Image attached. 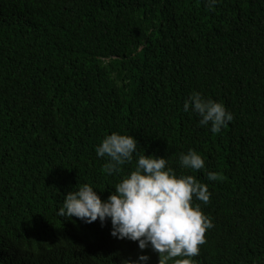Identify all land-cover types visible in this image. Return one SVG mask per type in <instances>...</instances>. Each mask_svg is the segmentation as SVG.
<instances>
[{
  "label": "trees",
  "instance_id": "1",
  "mask_svg": "<svg viewBox=\"0 0 264 264\" xmlns=\"http://www.w3.org/2000/svg\"><path fill=\"white\" fill-rule=\"evenodd\" d=\"M193 91L233 120L198 126ZM112 132L208 186L195 264H264V0H0V264L137 259L109 246L110 220L57 214L77 184L103 200L133 167L108 175L97 157ZM190 148L204 169L179 166Z\"/></svg>",
  "mask_w": 264,
  "mask_h": 264
},
{
  "label": "clouds",
  "instance_id": "2",
  "mask_svg": "<svg viewBox=\"0 0 264 264\" xmlns=\"http://www.w3.org/2000/svg\"><path fill=\"white\" fill-rule=\"evenodd\" d=\"M218 0H205L206 7H214ZM198 117V126L208 127L219 133L233 120V115L224 104L193 91L185 99L183 110ZM137 141L130 134L112 132L105 135L95 146L97 157H108L104 165L108 175L121 174V166L133 167L114 184L106 199H101L91 184L76 185L64 196L58 208L60 217H76L84 223L99 219L101 225L110 220L108 235L113 241H130L141 254L135 260H124L122 264H148L149 249L158 264H195L193 257L199 254V245L205 243L206 229L213 227L209 217L203 214L200 204H207L210 192L206 184L198 182L192 175L177 173L168 166L167 158L155 154L137 152ZM135 154V160H134ZM179 166L184 169L201 170L205 167L202 156L194 149L181 152ZM207 179H217L214 172Z\"/></svg>",
  "mask_w": 264,
  "mask_h": 264
}]
</instances>
